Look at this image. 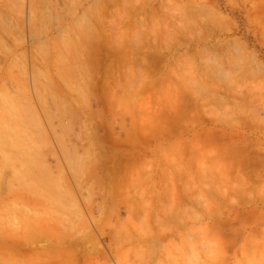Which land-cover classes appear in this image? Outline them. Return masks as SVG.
<instances>
[{
  "label": "rangeland",
  "instance_id": "obj_1",
  "mask_svg": "<svg viewBox=\"0 0 264 264\" xmlns=\"http://www.w3.org/2000/svg\"><path fill=\"white\" fill-rule=\"evenodd\" d=\"M117 1H120V3ZM117 1L8 0L6 3L3 0L0 1L2 2L0 3V12L3 10L0 15V97L3 92H8L13 99L17 100V103L20 99L21 104L29 105L30 111H33L32 114L27 113L29 117L32 115V118H38L39 122L36 123L40 125L35 126L33 124V126L34 128L37 127V130L41 129V131L38 130L37 132L42 133V136L44 134L45 137L43 136L44 142L38 147L36 154L42 164L47 167L40 166L41 163L37 160L38 163L32 166L34 179L28 178L25 184V182L16 177V170L24 171L23 168H20L19 152L16 150L12 152L13 157L19 158L14 160L13 166L9 168L1 166L4 157L0 155V264H264V200L261 201L264 196L262 195L259 198L261 193L264 194V163L261 165L264 162V160L261 161L264 158L262 157L264 155V152H262L264 151V0H164L166 5L163 4L162 0H133L134 2L132 0H124L125 4L123 0ZM95 2H98V4L95 5ZM138 3L139 6L135 5ZM6 5L8 7H3ZM94 5L97 8L96 11ZM152 6L156 10L159 9L157 16L160 15L159 17L163 19L162 21H166L165 24H169V29L176 28L174 29V31L176 30L174 36L178 38L175 37L173 40L171 39L172 37H169L170 35H162L163 37H161V33H158V31L154 35H158V39L160 36L159 45L156 46L151 41L152 46L149 44L151 46L149 47L150 49L147 45L140 50H132L131 46V50L128 51L130 48L127 47V50L125 44L131 43L129 45H132V38L133 42L136 41L134 39H139V32L143 31V28L141 29L139 26L140 31H137L139 29L136 28V18L140 16L139 19L142 20L145 17H149L150 14L148 13L152 14L154 9ZM161 6L164 8V12L161 10ZM127 7L132 12L139 8L145 9L148 11V16L147 14L144 16L145 13H141L138 16L134 15V17L132 16L133 13L128 11L129 9H125ZM113 8L116 9L113 10ZM120 10L121 14L118 13V16H116V11L120 12ZM87 11L92 15L91 17H89ZM124 11L131 12L130 14L126 13L134 18L127 16L126 13L124 15ZM92 13L94 14L93 21ZM103 13L105 14L103 15ZM156 13L153 14L156 15ZM160 13L164 14V17L167 16L169 21L167 22V17L164 19ZM2 14H6V16L8 14V16L4 15V17ZM85 16V21L89 20L86 24H84L85 21L82 18ZM113 16L116 18H113ZM150 16L155 18L153 15ZM175 16H177V19H175ZM159 17L156 20L157 24H159L158 21H161ZM95 18L99 20L96 21ZM130 18L132 21L129 20ZM81 19L84 21L83 25L79 24ZM178 20L181 21L180 24H184L182 27H185L184 30L182 27L179 28L183 30L182 32L178 29L179 35L177 31V27L180 25ZM96 22L99 24H96ZM140 22L138 23L141 24L140 27H147L146 24H148L151 29L154 27L152 23H156L152 22L150 24V21L146 20L147 23L144 25V21ZM113 23L114 25L117 23V27H114ZM161 23L165 29L164 23ZM172 24H175V26L173 25V27ZM81 25L83 27H80ZM101 25L102 27H100ZM200 25L201 28H199ZM93 26H99V31L103 35H101L102 33H99L100 35L97 34L98 29H94ZM103 26L106 28L103 29ZM160 26L159 24V27H157L162 30ZM92 28L93 31H91ZM101 28L103 31L109 29L104 33ZM112 28L118 31V35L116 33L118 43L112 36L115 33L111 30ZM158 28L157 30H159ZM166 28L168 29V27ZM62 30H65V35ZM127 30L131 31H128V33ZM185 30L189 32L186 34ZM68 31L69 34L67 33ZM88 31L90 33L96 32L94 35L97 34V36L102 38L92 36L90 37L91 40L94 39L98 43L94 40L88 42V39H90L88 38L89 34L87 36ZM123 31H125V34ZM133 32H136V34ZM141 33L144 35V32ZM82 34L84 37L85 35L87 36V43H91L94 46L93 50L87 44L88 55L87 50H82L85 49L83 48L85 46H81V44L84 43L86 45ZM79 35L82 37L77 38ZM187 35L191 38L189 37V39ZM191 35H193V38ZM99 38L100 40H98ZM197 38H199V42H197ZM202 38H204L203 42ZM121 39L126 42L123 40L125 43L122 41L120 43L119 40ZM140 39L142 41L143 36ZM161 39H164V42H160ZM167 39L173 41L168 40L167 42ZM176 39L179 42H175ZM62 40L66 41L64 44H68L64 46ZM145 41L144 39L142 42L146 43ZM137 42L135 43L138 45L140 42ZM235 42L238 45L234 44ZM69 43H71L70 47L72 45L71 49ZM103 44L111 46L109 55L104 48L100 49V47H104ZM114 44H118V46H114ZM119 44L125 47L123 48L121 45V49L126 50L122 49L120 53ZM66 46L68 50L65 49ZM158 46L165 50L159 49ZM145 47L146 50L144 49ZM95 49L97 50L96 52L90 53L95 51ZM213 49L216 53L214 51L211 52ZM59 50L62 51L61 55L59 54L60 52L58 53ZM65 50L67 53H65ZM79 50L80 52H77ZM81 50L86 53L88 59L84 57V53L82 57ZM100 50H102L103 54L106 53L105 57L102 56ZM111 50L114 53H119L117 55L113 54ZM225 50H227L228 54H226ZM234 50L237 51L234 53ZM205 51H210L211 57H209L210 54H205ZM217 51L220 52L218 53ZM96 53L101 55L97 54L96 56ZM56 54L59 55L57 56ZM67 54L72 55V57L70 56L69 58ZM161 55L162 58L160 59L159 56ZM182 55L184 58H181ZM202 55L203 57L207 55L209 59L204 60L207 57L200 58ZM64 56L65 58H63ZM185 56L186 59L189 56V61L192 60L193 62L194 60L195 66L193 63H191L192 66L189 64L191 61L189 63L187 62L188 60L184 61ZM212 56H218L219 63L216 61L217 57L214 60ZM177 57L181 58V64L187 63L188 67H186L187 64L180 66ZM227 57L231 58V61ZM58 58L62 59L58 61ZM84 58L85 60H83ZM103 58L106 59L107 63ZM110 58L114 60L110 62ZM155 58L159 59L156 60ZM236 58H238L237 61ZM145 59L146 62L149 61L147 64H144ZM140 61L144 62L138 63ZM213 62H217V65L213 64ZM68 63L70 65L73 64L71 68L74 69L69 68ZM153 63L156 65H153ZM65 64L68 65L66 66ZM158 64L159 66H157ZM172 64L174 67H172ZM90 65L91 67H89ZM148 65L150 66V71L148 70ZM208 65L210 66L209 68H207ZM75 66L79 67V69L83 67L82 69H86L84 71L89 70V73H86L80 69V74L82 72L83 75L86 73V81L88 77L90 78L87 82L85 79L83 80V76L79 74V69H76ZM94 66L96 67L93 68ZM20 67L23 69H20ZM57 67L59 69L63 68L62 72ZM211 67H213V71H211ZM233 67L235 69L232 70ZM46 68L49 73L44 71ZM64 68H66V71ZM126 68L129 72H127ZM172 68L174 72H172ZM198 68L199 71L197 72ZM70 69L75 74H71ZM95 69L96 72H94ZM168 69L170 70L168 71ZM176 69H181L182 71L178 72ZM22 70H24V74H21ZM42 70L43 73L40 74L39 72L38 74L41 77L44 74L45 78L49 76L47 80L54 83H49V86L51 87L52 85L53 88L49 89L48 86V92L46 90L47 87L45 88L46 85L43 87L45 88L42 90V92L44 91L43 95L45 94L44 97L37 90L39 86L35 75V73L37 74L38 71L42 72ZM67 71H69L70 75H68ZM216 71L224 73V76L220 73L216 74ZM77 72L78 75L76 74ZM192 72L195 73L192 74ZM45 73L48 75L46 74V76ZM64 73L67 75H63ZM212 73H214L215 79ZM90 74H94L92 77L97 78V82ZM72 75L74 77L70 78ZM106 75L109 76L107 77ZM123 75L126 79L122 77ZM140 75L146 76L142 78ZM226 75H231V78L227 79ZM172 76L182 78L178 81V78V80L176 77L173 79ZM225 76L226 78H224ZM21 78H23V82H21ZM45 78L43 77L44 80L40 81L42 78L39 76V82L46 83L44 82ZM67 78L72 79L70 81H74L73 84L70 81H68L69 84L64 81ZM149 78L151 79L150 81ZM139 79L141 80L139 81ZM164 79L166 80L164 81ZM167 79L169 80L167 81ZM56 80L60 82L58 83ZM209 80L212 83H209ZM78 81L83 84L76 88L75 83L76 85L81 84ZM222 81L224 83H221ZM36 82L38 87H36ZM117 82L122 87L118 86L120 91L117 88V84H114ZM180 82H185V87H183L184 83ZM216 82L217 84H215ZM218 83L219 86L221 85L222 88H227L230 91H227V89L224 91V88V90L219 88ZM71 85L76 89H71ZM107 85L112 90V93H110L111 90ZM122 85H129V89L127 88L128 86L124 89ZM145 85L149 86L146 87ZM172 85L176 87L174 88ZM195 85L197 87L193 88ZM62 86L68 87V90L71 91H66L67 88L65 87L66 89H64ZM83 86L84 89H82ZM138 86L145 87L140 88ZM216 86L218 90H216ZM91 87H94L96 91L94 88L92 90ZM173 89H175V93ZM180 89L184 91L181 92L182 90ZM127 90L131 91L126 92ZM196 90L200 92H195ZM59 91H62V93H58ZM37 92L42 97H39ZM88 92H91L90 95H96H91V99H89L90 95H88ZM169 92H171V95ZM230 92L233 94L231 95ZM21 93L24 97L27 96L25 99L27 98L29 103H26L25 99L21 97L26 104L22 102L21 98H19ZM196 94H200L199 96L202 98H199L201 100ZM193 96L198 101L203 102L205 98L206 101H204L205 103L197 102V99L195 100ZM115 97L120 100H115ZM191 99L194 101L192 103L197 105H195L196 108L194 105L192 106ZM221 99L226 100V103L224 102L225 104H223ZM60 101L66 105L67 112L58 110L56 103ZM111 102H115L113 103L114 105ZM116 103L117 105L115 106ZM182 103L184 106H182ZM198 103L203 105L200 107ZM42 105H46L48 111ZM61 113H64L65 116H61ZM61 117L63 118L61 119ZM72 117H74L75 121L72 120ZM174 117L175 119L177 118V122L173 119ZM64 126L68 128L66 133H62L61 128ZM139 131H143V133ZM156 131L157 133H155ZM143 134L147 135V138ZM213 134H215L214 138H210ZM152 135L155 137H152ZM212 139L219 140H214L216 144L223 143L220 146L217 145L219 148L216 147V149L214 147L216 144L214 145L215 142ZM133 140L135 143H133ZM145 140L150 142H145ZM123 143L124 146L118 147L121 146L120 144L123 145ZM135 144L137 145L134 146ZM199 145L204 146L200 147ZM236 149L239 150L238 153L236 152L238 155L234 152ZM256 150L258 151L257 155ZM231 152H234V154ZM228 153H231V155H225ZM250 153L251 155H249ZM236 155H241L242 158L248 156L246 158H250V160L253 158L254 162L251 161L253 162L251 163L248 160L251 164H247L245 158L244 160L249 165V168L244 170L245 162H242L241 168H238L242 158L239 156L238 160ZM254 155L255 157H253ZM256 156L262 158L258 160ZM77 157H79V160L74 159ZM235 157L237 160H235ZM73 159L77 162L79 161V163L75 164L77 162L74 163ZM255 159L261 162L258 163L257 161L256 163ZM234 160L235 164H232ZM72 161L75 165H73ZM254 163L259 165L253 167L252 165L255 166ZM234 165H237V167ZM41 168L43 170L46 168L48 173H46V170V172H43ZM242 168L246 173L241 174L243 172L241 171ZM254 171H261L262 173L257 172L254 175L256 173ZM43 174L45 177L48 175L47 179L43 180L45 178ZM124 174L128 176L126 180ZM242 175L247 177L243 178ZM40 177H43L42 181L37 182V178ZM3 180L4 182H2ZM245 180H249V183ZM30 182L31 184H29ZM1 183L5 184L1 185ZM247 183L248 186H246ZM242 184H246L245 187ZM237 185L240 186L236 188ZM240 188H243V193L247 188L245 190L247 193L245 192L244 196L246 195V199L249 201H245V197L241 196ZM236 189L237 193L235 192ZM236 194L239 195L237 196ZM241 197H244V199ZM240 202H242V205L238 204ZM14 206V211L18 210L16 207L19 208L18 213L13 211ZM67 209H70L71 212L67 211ZM251 215L254 217L258 216L260 220H258V217L254 219ZM16 218L18 219L16 220ZM6 219H11L13 222L17 221V223L20 222L21 227L18 229L19 224L14 223L17 225H14L15 228H17L16 231L15 229L12 230L11 228L14 227L9 226ZM241 220L243 221L242 223ZM25 226L28 230H25ZM144 227L146 228L144 229ZM2 228L4 230H1ZM137 229L140 232L143 230V233L141 232L142 235L137 232ZM18 232L21 235L15 234ZM149 232L153 234L150 235ZM145 233L146 237L147 233L149 237L144 238ZM217 234L218 237L216 236ZM36 235H39L40 238L37 237L36 239ZM250 236H252L251 240ZM16 237H21V240L19 238L16 240ZM25 237L26 239H24ZM29 241L33 243L31 244ZM26 243H30L28 245H31L32 248L25 245ZM18 252L19 254H17ZM147 253L148 256L146 255Z\"/></svg>",
  "mask_w": 264,
  "mask_h": 264
},
{
  "label": "bare ground",
  "instance_id": "obj_2",
  "mask_svg": "<svg viewBox=\"0 0 264 264\" xmlns=\"http://www.w3.org/2000/svg\"><path fill=\"white\" fill-rule=\"evenodd\" d=\"M0 1H2V0H0ZM6 1H8V0H6ZM6 1L3 0V2H5V3H6ZM115 1H117V0H115ZM126 1H128V0H126ZM129 1H131V0H129ZM132 1H133V0H132ZM138 1H139V0H138ZM162 1H163V4H165V3H164V0H162ZM166 1H168V0H166ZM166 1H165V2H166ZM112 2H113V1H112ZM117 2L120 3V1H117ZM121 2H122V1H121ZM123 2H124V4L126 3L124 0H123ZM133 2H134V1H133ZM133 2H131V3H133ZM158 2H159V1H158ZM160 2H161V1H160ZM0 3H2V2H0ZM5 3H4V5H5ZM95 3H96V2H95ZM95 3H94V4H95ZM109 3H110V2H109ZM131 3H127V4H131ZM97 4H98V2H97L95 5H97ZM110 4H111V3H110ZM114 4H116V3H114ZM163 4L161 3L162 6H163ZM95 5H94V8H95V11H96L97 8L95 7ZM116 5H117V4H116ZM121 5H122V4H121ZM133 5H134V4H133ZM135 5H138V6H139V3H138V4H135ZM143 5H144V4H143ZM143 5H142V7L144 8ZM165 5H166V4H165ZM8 6H9V4H8ZM8 6L6 5V6H3V7H8ZM107 6H108V5H107ZM107 6H106V7H107ZM111 6H112V5H111ZM162 6H161V7H162ZM106 7H105V8H106ZM113 7H114V6H113ZM129 7H130V6H129ZM129 7L125 8V9H129ZM131 7H132V5H131ZM131 7H130V9H131ZM134 7H135V6H134ZM152 7H153V6H152ZM159 7H160V5H159ZM1 8H2V6H1ZM9 8H10V7H9ZM94 8H93V10H94ZM100 8H101V6H100ZM111 8H112V7H111ZM121 8H122V6H121ZM121 8H119V9H121ZM132 8H133V7H132ZM153 8H154V7H153ZM153 8H152V9H153ZM156 8H158V7H156ZM4 9H5V8H4ZM106 9H107V8H106ZM109 9H110V8H109ZM115 9H116V8H115ZM115 9L113 8V10H115ZM125 9H124V10H125ZM130 9H129L128 11H131ZM147 9H148V8H147ZM152 9H150V10L152 11ZM154 9H155V8H154ZM154 9H153V11H152V14H151L150 12L148 13L147 10L142 9V8L136 9L134 12L131 11V12L133 13L132 16H134V15H135V16H138V15L141 14V13H145L144 16H146L147 13L150 14V15H153V17H155V18H151L150 15H149V17H145V18H147V19H146L147 21H150V24H151L152 22H156V23H152V26L155 27V28L153 27L152 29L148 26V24H146L147 27H145V26H143V25H142L143 27H140L141 24H138L140 21H141V22L144 21V25H145V23H147V22H146L145 18L142 19L143 21L140 20V19H139L140 16H139L138 18H136V19H137V20H136V21H137V23H136V24H137L136 28H137V29H139V28L142 29V28H143V31H140V29L137 30V31H140V32H139V36H140V38H142V36H143L142 41H144V39H145V40H146V41H145L146 43L142 42L140 38H139V39H134V40H136V41L133 42V38H132V45H129V44H131V43H129V44H125L126 49H127V47L130 48L129 50L127 49L128 51L131 50V46H132V50H135V49H136V50H140V49H142V47L147 46V45H148V46H147L148 48L151 47L152 44H156V46L159 45L158 42H159L160 36H159V39H158V35H157V36L154 35V34H155L156 32H158V31H159L158 33H161V34H160L161 37H163L162 35H170L169 37H170V38L172 37L171 39H173V40L175 39V37H177V36H174V33H175V31H176V30L174 31V29H176V28L174 27L175 24H172V26L174 25V26H173L174 29L172 28V26H171L172 29H169V28H170L169 24H165L166 21H165V22L162 21L163 19H161V17H159L160 15L157 16V14L159 13V12H158L159 9H157V10L155 9V12H154ZM0 10H1V9H0ZM7 10H8V9H7ZM113 10H112V11H113ZM150 10H149V11H150ZM161 10L164 12V8H163V7H162ZM5 11H6V10H5ZM100 11H101V9H100ZM100 11H98V12H100ZM112 11H111V12H112ZM128 11H124V15H125L126 12H127L128 14L131 13V12H128ZM7 12H8V11H7ZM9 12H10V9H9ZM9 12H8V13H9ZM87 12H88V11H87ZM89 12H90V10H89ZM89 12H88V13H89ZM91 12H92V10H91ZM93 12H94V11H93ZM105 12H106V11H105ZM156 12H157V13H156ZM1 13H3V10H2V12H0V15H1ZM4 13H6V12H4ZM94 13H95V12H94ZM100 13H101V12H100ZM118 13L121 14V10H120V12H117V11H116V14H117L116 16H118ZM127 13H126V15H127ZM153 13H156V15L153 14ZM165 13H166V12H165ZM184 13H185V12H184ZM92 14H93V13H92ZM104 14H105V13H103V15H104ZM106 14H107V13H106ZM148 14H147V16H148ZM160 14H161V13H160ZM194 14H195V13H194ZM194 14H193V16H194ZM4 15L6 16V14H4ZM4 15L2 14V16H4ZM9 15H10V14H9ZM100 15H101V14H100ZM124 15H122V16H124ZM161 15H162V14H161ZM163 15H164V14H163ZM163 15H162V16H163ZM169 15H170V14H169ZM186 15H187V14H186ZM5 16H4V17H5ZM7 16H8V14H7ZM7 16H6V17H7ZM91 16H92V15L89 13V17H91ZM98 16H99V14H98ZM101 16H102V15H101ZM119 16H120V15H119ZM122 16H121V17H122ZM127 16H130V15H127ZM132 16H130V17H132ZM135 16H134V17H135ZM165 16H166V15H165ZM182 16H184V15L182 14ZM182 16H181V17H182ZM4 17H3V18H4ZM114 17H115V16H113V18H114ZM134 17H132V18H134ZM157 17H159V19L161 20V21H158V23L161 25L160 27H162V30H160L161 28H158V27H159V24H157V21H156V20H158ZM163 17H164V16H163ZM166 17H167V16H166ZM166 17H164V19H166ZM171 17H172V16H171ZM194 17H195V16H194ZM194 17H193V18H194ZM3 18H2V19H3ZM82 18H84L83 20L85 21L86 16H85V17H82ZM99 18H100V16H99ZM115 18H116V17H115ZM117 18H118V17H117ZM122 18H123V17H122ZM141 18H142V17H141ZM150 18H151V19H150ZM172 18H173V17H172ZM183 18H185V17H183ZM8 19H9V18H8ZM8 19H7V20H8ZM93 19H94V14H93L92 21H93ZM103 19H105V18H103ZM127 19H128V18H127ZM138 19H139V20H138ZM149 19H150V20H149ZM168 19H169V18L167 17V22L169 21ZM175 19H177V16H175ZM3 20H4V19H3ZM95 20H96V18H95ZM95 20H94V21H95ZM97 20H99V19H97ZM97 20H96V21H97ZM124 20H125V19H124ZM129 20L132 21L131 18H130ZM154 20H155V21H154ZM173 20H174V19H173ZM84 21H82V19H81V21L79 22V24L81 23V24L83 25ZM104 21H105V20H104ZM136 21H135V22H136ZM170 21H172V20H170ZM178 21H179V20H178ZM178 21H177V23H178ZM196 21H197V20H196ZM86 22H89V20H88V21H85L84 24H86ZM99 22H100V21H99ZM101 22H102V18H101ZM141 22H140V23H141ZM161 22L164 23V27H165V29L163 28V25H162ZM180 22H181V21H179V24H180ZM105 23H107V22H105ZM177 23H176V24H177ZM96 24H99V23L96 22ZM136 24H135V25H136ZM142 24H143V23H142ZM153 24H155V25H153ZM156 24H157L158 27L156 26ZM188 24H189V23H188ZM188 24H187V25H188ZM192 24H193V23H192ZM82 25H81L80 27H83ZM104 25L106 26V24H104ZM113 25H114V23H113ZM131 25H132V24H131ZM135 25L133 26L134 31H135ZM170 25H171V24H170ZM182 25L184 26V24L182 23V24L179 25V27H177L178 35H179V30H180L179 28L182 27ZM203 25H204V24H203ZM107 26H108V24H107ZM115 26L117 27V23L114 25V27H115ZM119 26H120V25H119ZM138 26H139V28H138ZM177 26H178V25H177ZM188 26H189V25H188ZM190 26H191V25H190ZM192 26H193V25H192ZM205 26H206V25H205ZM205 26H204V27H205ZM89 27H90V26H89ZM91 27H92V24H91ZM93 27H94V29H98V30H97V34L102 33V32L99 31V30H100V29L98 28L99 26H98V27H97V26H93ZM95 27H96V28H95ZM100 27H102V25H101ZM110 27H111V26H110ZM110 27H109V28H110ZM156 27H157L159 30H157ZM166 27H168V29H167ZM206 27H207V26H206ZM206 27H205V28H206ZM71 28H72V27H71ZM105 28H106V27L103 26V29H105ZM109 28H108V29H109ZM123 28H124V27H123ZM131 28H132V26H131ZM149 28H150V29H149ZM184 28H185V27H182L183 30H184ZM186 28H187V27H186ZM190 28H191V27H190ZM190 28H188V29L190 30ZM199 28H201V25H200ZM57 29H58V28H57ZM108 29H107V30H108ZM121 29H122V28H121ZM155 29H156L157 31H156ZM178 29H179V30H178ZM192 29H193V27H192ZM196 29H197V28H196ZM70 30H71V29H70ZM101 30H102V28H101ZM107 30H105V31H107ZM111 30H113V28H112ZM111 30H109V31H111ZM118 30L120 31L119 28H118ZM132 30H133V29H132ZM154 30H155V31H154ZM183 30H180V32H182ZM207 30H209V29H207ZM62 31H63V30H62ZM91 31H93V28H92ZM95 31H96V30H95ZM98 31H99V32H98ZM102 31H103V30H102ZM105 31H103V32L105 33ZM113 31H114L115 33H114L112 36H114V40L117 41L116 33H117V35H118V31H117V29H116V30H113ZM128 31H129V30H127V32H128ZM130 31H131V30H130ZM130 31H129V32H130ZM197 31H198V29H197ZM212 31H213V30H212ZM57 32H58V31H57ZM63 32H64V35H65V33H66L65 30H64ZM88 32H89V31H88ZM88 32H87V36H88V34H89V37H88V38H90V37H92V36H93V37H101V36H97V34H95V35H96V36H95L94 33H96V32H93V33L91 32L93 35H92L90 32H89V33H88ZM111 32H112V31H111ZM124 32H125V31H123V33H124ZM129 32H128V33H129ZM141 32H144V35H145V36H144ZM185 32H186V34H187V32H189V31H188V30H187V31L185 30ZM185 32H184V34H185ZM67 33L69 34V31H68ZM133 33L136 34V32H133ZM158 33H157V34H158ZM208 33H209V31H208ZM58 34H59V33H58ZM61 34H62V33H61ZM85 34H86V33H85ZM90 34H91V35H90ZM106 34H107V33H106ZM124 34H125V33H124ZM124 34H123V35H124ZM140 34H142V35H140ZM180 34H181V33H180ZM184 34H183V36L186 35V34H185V35H184ZM11 35H12V34H11ZM62 35H63V34H62ZM70 35L72 36V34H70ZM70 35H68V36H70ZM99 35H100V34H99ZM101 35H103V33H102ZM104 35H105V34H104ZM175 35H176V34H175ZM181 35H182V34H181ZM206 35L208 36L207 31H206ZM66 36H67V35H66ZM82 36H83V38H85L84 42L86 41V42H85L86 45H85L84 43H82V44H84V45L81 44V46H85V47H83V48H85V49H82V47H81V49L85 51V50H87V48H86L87 44H89V43H87V41L89 40L88 42H90L91 38L88 39V40H86V37H87V36L85 35V37H84L83 34H82ZM82 36H81V37H82ZM112 36H111V37H112ZM115 36H116V37H115ZM134 36H136V35H134ZM191 36H192V38H193V35H191ZM201 36H202V34H201ZM203 36H204V35H203ZM64 37H65V36H64ZM64 37H63V39H64ZM78 37H80V35L77 36V38H78ZM81 37H80V38H81ZM106 37H107V36H106ZM121 37H122V36H121ZM121 37H120V38H121ZM169 37H168V38H169ZM185 37H186V36H185ZM187 37L189 38L190 36L187 35ZM199 37H200V35H199ZM205 37H206V36H205ZM205 37H204V38H205ZM101 38H102V37H101ZM109 38H110V37H109ZM109 38H108V40H109ZM126 38H127V37H126ZM126 38H125V40L128 41V40H127L128 38H127V39H126ZM136 38H137V37H136ZM177 38H178V37H177ZM180 38H183V37H180ZM188 38H187V39H188ZM190 38H191V37H190ZM190 38H189V39H190ZM194 38H196V36H194ZM204 38H202V39H203L202 42L204 41ZM95 39H96V38H95ZM106 39H107V38H106ZM157 39H158V40H157ZM171 39H167V42H168V40H171ZM198 39H199V38H197V42L200 41V40L198 41ZM65 40H66V38H65ZM67 40H68V38H67ZM80 40H81V39H80ZM92 40H94V39H92ZM92 40H91V41H92ZM98 40H100V38H99ZM114 40H112V41H114ZM123 40H124V39H123ZM123 40L121 39V40H119V42H120V43H121V41L124 42L125 40H124V41H123ZM129 40H130V39H129ZM138 40H139V41H138ZM173 40H171V41H173ZM182 40H183V39H182ZM185 40H186V39H185ZM191 40H192V39H191ZM62 41H63V45H64V46L68 44V43H67V44H64L66 41H64V40H62ZM94 41H95V40H94ZM109 41H110V40H109ZM126 41H125V42H126ZM137 41H138V42H137ZM151 41H153L152 44L150 43ZM162 41L164 42V39H161L160 42H162ZM176 41H178V40L176 39L175 42H176ZM189 41H190V40H189ZM189 41H188V43H189ZM192 41H193V40H192ZM67 42H69V41H67ZM82 42H83V41H82ZM95 42H97V41H95ZM125 42H124V43H125ZM135 42H137V43L140 42V43L137 45ZM178 42H179V41H178ZM194 42H195V41H194ZM92 43H93V42H92ZM97 43H98V42H97ZM97 43H96V44H97ZM103 43H104V42H103ZM106 43H107V42H106ZM109 43H110V42H109ZM112 43H113V42H112ZM115 43H116V42H115ZM117 43H118V41H117ZM127 43H128V42H127ZM169 43H170V42H169ZM169 43H168V45L171 44V43H170V44H169ZM183 43H184V41H183ZM188 43H187V44H188ZM190 43H193V42H190ZM70 44H71V43H69V47H70ZM135 44H136V45H135ZM149 44H150L151 46H150ZM160 44H162V43H160ZM164 44H165V43H164ZM173 44H175V43H173ZM180 44H181V43H180ZM184 44H185V43H184ZM227 44H228V43H227ZM234 44H236V42H235ZM234 44H233V45H234ZM90 45H91V46H90ZM100 45H102V44H100ZM103 45H104V47H100V49H103V48H104L106 52L108 51L107 54L110 53L109 51H110L111 46H110V45L108 46L107 44H103ZM105 45H106V46H105ZM115 45L118 46V44H114V46H115ZM119 45H120V46H119L120 48H118L117 46H116V47L119 49V52H120V51H121L123 48H125V47H124L122 44H119ZM121 45H122V47H123L122 49H121ZM126 45H128V46H126ZM162 45H163V44H162ZM162 45H161V46H162ZM178 45H179V44H178ZM220 45H221V44H220ZM236 45H238V44H236ZM236 45H235V47H236ZM74 46H75V45H74ZM88 46L91 47L90 49H93V50H94V46H93V44L90 43ZM88 46H87V47H88ZM97 46H99V45H97ZM107 46H108V47H107ZM161 46H160V47L158 46V48L160 49ZM172 46H174V45H172ZM184 46H185V45H184ZM184 46H183V47H184ZM228 46H229V45H228ZM228 46H227V47H228ZM231 46H232V45H231ZM40 47H41V46H40ZM71 47H72V45H71ZM71 47H70V49H71ZM95 47H96V46H95ZM106 47H107V48H106ZM179 47H181V46H179ZM98 48H99V47H98ZM98 48H97V49H98ZM113 48H114V47H113ZM217 48H218V46H217ZM222 48H223V47H222ZM231 48H233V47H231ZM65 49H67V46H66ZM90 49H89V51H90ZM106 49H107V50H106ZM108 49H109V50H108ZM114 49H116V48H114ZM118 49H117V50H118ZM126 49H123V50H126ZM144 49L146 50V47H145ZM149 49H150V48H149ZM149 49H148V50H149ZM161 49H163V48H161ZM166 49H167V48H166ZM214 49H215V48H214ZM214 49H213L211 52H213ZM224 49H226V48H224ZM228 49H229V48H228ZM236 49H237V47H236ZM67 50H68V49H67ZM72 50H74V49H72ZM75 50H76V49H75ZM82 50H81V52H82ZM112 50H113V49H112ZM112 50H111V52L114 51V50H113V51H112ZM151 50H152V49H151ZM163 50H165V49H163ZM215 50H216V49H215ZM222 50H223V49H222ZM229 50H230V49H229ZM237 50H238V49H237ZM237 50H234L233 52L235 53V51H237ZM65 51H66V50H65ZM84 51L81 53V54H82V57H83V55L85 54L84 57L87 58L86 53H84ZM96 51H97V50L95 49V51H91L90 53H92V52L94 53V52H96ZM101 51H102V50H100V52H101ZM103 51H104V50H103ZM149 51H150V50H149ZM152 51H153V50H152ZM161 51H162V50H161ZM187 51H188V50H187ZM225 51H226V54H228V53H227V50H225ZM230 51H231V50H230ZM59 52H60V53H59ZM77 52H80V50L77 51ZM86 52H87V55H88V53H89L88 50H87ZM100 52H99V53H100ZM114 52H115V51H114ZM114 52H113V54H116V55H117V53H119V52H117V53H114ZM123 52H124V51H123ZM208 52H209V53H208ZM208 52L205 51V54L209 55V54H210V51H208ZM214 52H215V51H214ZM217 52L219 53L220 51H217ZM228 52H229V51H228ZM239 52H240V51H239ZM58 53L61 55V54H62V51L59 50ZM65 53H67V51H66ZM83 53H84V54H83ZM99 53H96L95 55L97 56V54H98V55H101V54H102V56H104V55L106 54V53L103 54V52H101V54H99ZM120 53H121V52H120ZM202 53H203V52H202ZM215 53H216V52H215ZM59 54H58V55H59ZM77 54H78V53H77ZM122 54H123V53H122ZM189 54H190V53H189ZM205 54H204V55H205ZM56 55H57V54H56ZM58 55H57V56H58ZM68 55H69V54H67V56H68ZM89 55H90V54H89ZM108 55H109V54H108ZM118 55H119V54H118ZM128 55H129V54H128ZM199 55H200V54H199ZM207 55L204 56V57H207ZM213 55H214V54H213ZM217 55H219V54H217ZM67 56H66V58H67ZM70 56L72 57V55H69V58H70ZM73 56H74V55H73ZM91 56H92V55H91ZM114 56H115V55H114ZM143 56H144V55H143ZM186 56H187V55H186ZM186 56H185V59H183V60H184V61H185V60H186V61L188 60V61H187L188 63L191 61L189 64L193 63V65H194V63H195L194 60H193V62H192V60L189 61V59H190V58H188L189 56L187 57V59H186ZM74 57H75V56H74ZM100 57H101V56H100ZM104 57H105V56H104ZM108 57H109V56H108ZM139 57H141V56H139ZM159 57H160V59H161V58H162V55L159 56ZM178 57H179V56H178ZM178 57H177V60H179V65H180V66H181V65L185 66L187 63H186V64H181V63H180V61H182L181 58H184L183 55H182L181 58H178ZM190 57H191V56H190ZM201 57H203V55L200 56V58H201ZM204 57H203V58H204ZM209 57H211V54L209 55ZM209 57L204 58V60H205V59H206V60L209 59ZM212 57L214 58V60H215V58L217 57V58H216V61H218V63H219V60H218L219 57H218V56H216V57H215V56H212ZM221 57H222V56H221ZM234 57H235V56H234ZM56 58H57V57H56ZM63 58H65V56H64ZM69 58H68V59H69ZM75 58H76V57H75ZM75 58H74V59H75ZM111 58H112V57H111ZM111 58H110V59H111ZM164 58H165V56H164ZM213 58H212V59H213ZM59 59H60V58H58V61H59ZM61 59H62V58H61ZM61 59H60V60H61ZM72 59H73V58H72ZM87 59H88V58H87ZM89 59L91 60L90 57H89ZM98 59H99V58H98ZM103 59H104V58H103ZM110 59H109V60H110ZM125 59H126V58H125ZM133 59H134V57H133ZM135 59H136V58H135ZM137 59H138V57H137ZM141 59H142V58H141ZM149 59H150V58H149ZM155 59H156V58H155ZM155 59H154V60H155ZM157 59H159V58H157ZM157 59H156V60H157ZM165 59H166V58H165ZM194 59H195V58H194ZM227 59H230V61H231V58L227 57ZM232 59H233V58H232ZM237 59H238V58H236V61H237ZM65 60H66V59H65ZM83 60H85V58H84ZM83 60H82V61H83ZM90 60H88V61H90ZM92 60H93V59H92ZM96 60H97V59H96ZM104 60L106 61V59H104ZM113 60H114V59H113ZM113 60L111 59L110 62L113 61ZM123 60H124V59H123ZM129 60H131V59H129ZM143 60H144V59H143ZM147 60H148V59H147ZM152 60H153V59H152ZM152 60H151V61H152ZM156 60H155V61H156ZM204 60H203V61H204ZM220 60H221V59H220ZM234 60H235V58H234ZM18 61H19V60H18ZM126 61H127V60H126ZM134 61H135V60H134ZM158 61H159V60H158ZM174 61H175V60H174ZM195 61H196V59H195ZM203 61H202V62H203ZM225 61H226V59H225ZM228 61H229V60H228ZM232 61H233V60H232ZM56 62H57V59H56ZM94 62H95V61H94ZM96 62H97V61H96ZM98 62H99V61H98ZM110 62H109V63H110ZM115 62H116V61H115ZM132 62H133V61H132ZM143 62H144V61H143ZM143 62L140 61V62H138V63H143ZM145 62H146V59H145ZM145 62H144V64H147V62H149V61H147L146 63H145ZM165 62H166V61H165ZM205 62H206V61H205ZM209 62L211 63V61H209ZM233 62H235V61H233ZM60 63H61V62H60ZM92 63H93V62H92ZM106 63H107V61H106ZM136 63H137V62H136ZM138 63H137V64H138ZM150 63H152V62H150ZM155 63H156V62H155ZM155 63H153V65H154ZM158 63H159V62H158ZM161 63H162V60H161ZM174 63H175V62H174ZM176 63H177V61H176ZM176 63H175V64H176ZM182 63H183V62H182ZM206 63H207V62H206ZM206 63H205V64H206ZM210 63H209V64H210ZM214 63H215V62H213V64H214ZM216 63H217V62H216ZM216 63H215V65H217ZM221 63H222V62H221ZM221 63H220V64H221ZM236 63H237V62H236ZM55 64H56V63H55ZM68 64H69V63H68ZM68 64H67V65H68ZM84 64H86V63H84ZM90 64H91V63H90ZM110 64H111V63H110ZM163 64H164V63H163ZM203 64H204V63H203ZM207 64H208V63H207ZM207 64H206V66H207ZM225 64L227 65V63H225ZM225 64H224V66H225ZM65 65H66V64H65ZM67 65H66V66H67ZM71 65H73V64H71ZM71 65L69 64V68H71ZM93 65H94V64H93ZM93 65H92V66H93ZM134 65H135V63H134ZM155 65H156V64H155ZM211 65H212V64H211ZM215 65H214V66H215ZM236 65H237V64H236ZM62 66H63V64H62ZM83 66H84V65H83ZM86 66H88V65L86 64ZM86 66H85V67H86ZM106 66H108V65H106ZM111 66H112V64H111ZM126 66H127V65H126ZM126 66H125V67H126ZM141 66H142V64H141ZM148 66H149V65H148ZM150 66H151V64H150ZM150 66L148 67V70L150 69ZM157 66H159V64H158ZM157 66H156V67H157ZM160 66H161V65H160ZM168 66H169V64H168ZM176 66H177V64H176ZM191 66H192V64H191ZM191 66H189V67H191ZM194 66H195V65H194ZM221 66H222V65H221ZM224 66H222V67H224ZM227 66H228V65H227ZM75 67H76V66H75ZM89 67H91V65H90ZM95 67H96V66H94L93 68H95ZM139 67H140V66H139ZM143 67H144V65H143ZM143 67H142V68H143ZM153 67H154V66H153ZM161 67H162V66H161ZM163 67H164V66H163ZM172 67H174L173 64H172ZM186 67H188V64L186 65ZM196 67H198V66H196ZM209 67H210V66L208 65L207 68H209ZM225 67H226V66H225ZM235 67H236V66H235ZM235 67H233L232 70L235 69ZM57 68H58V67H57ZM82 68H83V67H82ZM82 68H80V69H82ZM86 68H88V67H86ZM112 68H113V66H112ZM128 68H129V67H128ZM142 68H141V70H142ZM167 68H168V67H167ZM179 68H180V67H179ZM194 68H195V67H194ZM199 68H200V66H199ZM199 68L197 69V72L199 71ZM212 68H213V67L210 68L211 71H213ZM218 68H219V67H218ZM218 68H217V69H218ZM20 69H23V68L20 67ZM58 69H59V68H58ZM58 69H57V71H58ZM62 69H63V68H60L59 71L62 72ZM65 69H66V68H64V70H65ZM67 69H68V68H67ZM71 69H74V68H71ZM71 69L69 70V71H71L70 73H71V74H75V73H73V70H71ZM76 69H79V67H76ZM76 69H75V71H76ZM80 69H79V74H80L81 71L86 70V69H82V70L80 71ZM89 69H90V68H89ZM96 69H97V68H96ZM96 69L94 70V72H96ZM132 69H133V68H132ZM144 69H145V67H144ZM157 69H158V68H157ZM159 69H160V68H159ZM163 69H164V68H163ZM163 69H162V70H163ZM170 69H171V68H170ZM170 69H168V71H169ZM172 69H173V68H172ZM203 69H205V68H203ZM210 69H209V70H210ZM222 69H223V68H222ZM225 69H226V68H225ZM228 69H229V68H228ZM18 70H19V68H18ZM51 70H52V68H51ZM87 70H88V69H87ZM114 70H115V69H113V71H114ZM126 70H128V69L126 68ZM155 70H156V68H155ZM160 70H161V69H160ZM176 70H177L178 72H179V71H182L181 69H180V70H179V69H176ZM183 70H185V69H183ZM205 70H206V69H205ZM19 71H20V70H19ZM23 71H24V70H22L21 74H24ZM44 71L47 72V68H46V70H44ZM65 71H66V70H65ZM65 71H63V72H65ZM69 71H67V73H69ZM88 71H89V70H88ZM88 71H84V72L87 73ZM90 71H91V70H90ZM110 71H111V70H110ZM113 71H112V73L115 72V71H114V72H113ZM145 71H146V70H145ZM149 71H150V70H149ZM156 71H158V70H156ZM177 71H176V74L178 73ZM217 71H218V70H217ZM217 71H216V74H217V73H220L222 76H224V75H223L224 73L222 74V72H217ZM219 71H220V69H219ZM226 71H227V70H226ZM226 71H225V72H226ZM36 72H37V71H36ZM39 72H40V74H42V73H43V70H42V72H41V71H38L37 74L35 73V75L37 76L36 78L38 79V81H37V82H38V86H39V89H40L41 91H40L39 89H37V90L40 92V94L42 93V95H43L44 91L42 92V90H44V89L47 87L46 90H47V92H48V90L51 89V87H52V85H51V87H50L49 85L52 84L53 82L51 83V82H49V81L47 80V79H48L47 77H49V76H47V75H48L47 73H49V72L45 73V75L47 74V75H46V76H47L46 78H45L44 74L42 75V76L45 78V81H44V82H46V83H41V82H39V80H40V79H39V76H40V78H42L40 81L44 80L43 77H41V75L38 74ZM127 72H129V70H128ZM146 72H147V71H146ZM159 72H160V71H159ZM159 72H158V73H159ZM172 72H174V69L172 70ZM195 72H196V69H195ZM195 72H192V74L195 73ZM228 72H229V70H228ZM228 72H227V73H228ZM230 72H231V71H230ZM233 72H234V71H233ZM70 73H69L68 75H70ZM82 73H83V72H82ZM82 73H81L80 75H82V76H83V80L85 79V81H86V77H85V76H87V75H85L86 73H84V75H83ZM88 73H89V72H88ZM91 73H92V72H91ZM97 73H98V72H97ZM115 73H117V72H115ZM140 73H141V72H140ZM143 73H144V72H143ZM147 73H148V72H147ZM147 73H145V74H147ZM162 73H163V72H162ZM214 73H215V72H214ZM214 73H212V75H213ZM65 74H66V73H64L63 75H65ZM76 74L78 75V72H77ZM101 74H102V73H101ZM105 74H106V73H105ZM176 74H175V75H176ZM220 74H219V75H220ZM233 74H234V73H233ZM17 75H18V74H17ZM66 75H67V74H66ZM77 75H75V76L78 77ZM90 75H91V77H92L94 74H90ZM96 75H97V74H96ZM111 75H112V74H111ZM124 75L126 76V74H124ZM124 75H123L122 77H124ZM150 75H152V74H150ZM156 75H157V73H156ZM170 75H171V74H170ZM177 75H178V74H177ZM181 75H183V73H181ZM194 75H195V74H194ZM207 75H208V74H207ZM221 75H220V76H221ZM59 76H61V75H59ZM106 76H107V75H106ZM108 76H109V75H108ZM108 76H107V77H108ZM113 76H114V74H113ZM113 76H110V77H113ZM119 76H120V75H119ZM127 76H128V75H127ZM140 76H141V75H140ZM143 76H144V75H143ZM143 76H141V77L143 78ZM145 76H146V75H145ZM145 76H144V77H145ZM152 76H154V75H152ZM179 76H180V74H179ZM214 76H215V75H213V78H214ZM222 76H221V78H222ZM226 76H227V75H226ZM226 76H225L224 78H226ZM230 76H231V75H230ZM230 76H227V77H228L227 79H230V78H231ZM19 77H21V76L19 75ZM72 77H74V76L72 75L70 78H72ZM102 77H103V76H102ZM104 77H105V76H104ZM107 77H106V78H107ZM114 77H115V76H114ZM138 77H139V76H138ZM138 77H137V78H138ZM149 77H150V76H149ZM174 77H176V76H174ZM174 77L172 76L173 79H175ZM208 77H209V76H208ZM23 78H24V77H23ZM23 78H21V82H23V81H22ZM57 78H58V77H57ZM57 78H56V79H57ZM63 78L66 79L65 77H63ZM70 78H67V80H64V81H66V82L68 83V81L72 80V79H70ZM92 78H93V77H92ZM139 78H140V77H139ZM150 78H151V77H150ZM150 78H149V81L151 80ZM172 78H171V79H172ZM177 78H178V77H176V79H177ZM180 78H182V77H180ZM180 78H178L179 80H178V79H177V80L180 81ZM216 78H217V76H216ZM77 79L79 80V77H78ZM77 79H75V80H77ZM88 79H90V78L88 77ZM88 79H87V81H88ZM93 79H95V78H93ZM98 79H99V78H98ZM119 79H120V78H119ZM124 79H126V78L124 77ZM214 79H215V78H214ZM46 80H47V81H46ZM60 80H61V79H60ZM95 80H96V82H97V78H96ZM101 80H103V79H101ZM108 80H109V78H108ZM117 80H118V79H117ZM140 80H141V79H139V81H140ZM165 80H166V79H164V81H165ZM168 80H169V79H167V81H168ZM204 80H206V79H204ZM207 80H208V78H207ZM207 80H206V81H207ZM211 80H212V79H211ZM220 80H221V79H220ZM220 80H219V82H220ZM222 80H223V79H222ZM54 81H55V80H54ZM56 81H57V80H56ZM79 81H81V80H79ZM79 81H78V83H81V82H82V81H81V82H79ZM87 81H86V82H87ZM104 81H105V80H104ZM104 81H103V82H104ZM115 81H116V79H115ZM115 81H114V82H115ZM152 81H153V80H152ZM167 81H166V82H167ZM170 81H171V80H170ZM178 81H177V82H178ZM183 81H184V80H183ZM216 81H218V80L216 79ZM224 81H226V80H224ZM230 81H231V80H230ZM37 82H36V87H38V86H37ZM47 82H48V83H47ZM57 82H58V81H57ZM59 82H60V81H59ZM59 82H58V83H59ZM70 82L73 84L74 81H73V82L70 81ZM76 82H77V81H76ZM83 82H84V81H83ZM91 82H93V81H91ZM142 82H143V81H142ZM172 82H173V81H172ZM172 82H171V83H172ZM175 82H176V81H175ZM207 82H208V81H207ZM210 82H211V81L209 80V83H210ZM214 82H215V81H214ZM39 83H41L43 86H42L41 84H39ZM49 83H50V84H49ZM71 83H70V84H71ZM78 83H77V84H78ZM106 83H107V82H106ZM129 83H130V82H129ZM129 83H127V84H129ZM144 83H145V82H144ZM144 83H143V84H144ZM149 83H150V82H149ZM149 83H146V84H149ZM178 83H179V82H178ZM178 83H177V84H178ZM180 83H184V84H183V87H185V82H180ZM211 83H212V82H211ZM221 83H224V82L222 81ZM47 84H48V85H47ZM53 84H54V83H53ZM68 84H69V83H68ZM82 84H83V83H81V84H79V85H76V83H75L74 85H75V87L77 88V87H80ZM84 84H86V83L84 82ZM88 84H89V82H88ZM97 84H98V83H97ZM114 84H117V88H119L118 86H120V88H122L121 85L118 84V82H117V83H114ZM120 84H122V82H120ZM123 84H124V83H123ZM162 84H163V83H162ZM164 84H165V83H164ZM173 84H175V83H173ZM177 84H176V85H177ZM215 84H217V82H216ZM40 85H41V86H40ZM45 85H46V86H45ZM95 85H96V84H95ZM99 85H100V80H99ZM110 85H111V84H110ZM137 85H138V84H137ZM165 85H166V84H165ZM199 85H200V84H199ZM203 85H204V83H203ZM206 85H208V84H206ZM44 86H45V88H43ZM48 86H49V89H48ZM68 86H69V85H68ZM71 86H72L71 89H72V88L76 89L73 85H71ZM93 86H94V85H93ZM96 86H97V85H96ZM107 86H108V85H107ZM112 86L114 87V85H112ZM122 86H123V85H122ZM127 86H128V87H127ZM131 86H132V83H131ZM140 86H141V85H140ZM140 86H138V87H140ZM145 86L148 87L149 85H148V86L145 85ZM145 86H143V87H145ZM172 86H173V85H172ZM179 86H180V85H179ZM179 86H178V87H179ZM197 86H198V84H197ZM197 86L195 85L193 88H195V87H197ZM218 86H219V83H218ZM222 86H223V85H222ZM40 87H42V88H40ZM59 87H60V86H59ZM62 87H63V86H62ZM65 87H66V86H65ZM65 87H63V88H64V89L67 88L66 91H69V92L71 91V90H68V87H66V88H65ZM100 87H101V86H100ZM104 87H105V89H107L106 86H104ZM123 87H124V89H126L125 87H127V88L129 89V85H126V86H123ZM134 87H135V86H134ZM143 87H140V88H143ZM151 87H152V86H151ZM173 87H174V86H173ZM175 87H176V86H175ZM175 87H174V88H175ZM201 87H202V86H201ZM206 87H207V86H206ZM52 88H53V87H52ZM69 88H70V87H69ZM91 88H92V87H91ZM93 88H94V87H93ZM93 88H92V90H93ZM97 88H98V87H97ZM108 88L110 89L109 86H108ZM114 88H115V87H114ZM117 88H116V89H117ZM120 88H119V91H120ZM204 88H205V87H204ZM216 88H217V86H216ZM219 88H222L221 85L219 86ZM223 88H224V87H223ZM223 88H222V89H223ZM82 89H84V86L82 87ZM102 89H103V86H102ZM105 89H104V90H105ZM109 89H108V91H109ZM124 89H122V90L125 91ZM183 89H184V88H183ZM199 89H200V88H199ZM222 89H221V90H222ZM224 89H225V88H224ZM224 89H223V90H224ZM226 89H227V88H226ZM226 89H225L224 91H226ZM46 90H45V92H46ZM94 90H95V88H94ZM104 90H103V91H104ZM110 90H111V89H110ZM122 90H121V91H122ZM131 90H132V88H131ZM131 90H127L126 92H130ZM174 90H175V89H173V91H174ZM180 90H182V89H180ZM184 90H185V89H184ZM184 90H182L181 92H183ZM187 90H188V89H187ZM189 90H190V89H189ZM216 90H218V88H217ZM228 90H229V89H227V91H228ZM95 91H96V90H95ZM103 91H102V93H103ZM119 91H117V92H119ZM173 91H172V92H173ZM202 91H203V89H202ZM208 91H209V90H208ZM211 91H212V90H211ZM224 91H223V92H224ZM229 91H230V90H229ZM21 92H22V91H21ZM39 92H37V93H38V94H37L38 96H39ZM55 92H56V91H55ZM91 92H92V91H91ZM91 92H90V93H91ZM100 92H101V91H100ZM117 92H116V93H117ZM195 92H198V93H199L200 91H197V90H196ZM203 92H204V91H203ZM232 92H233V91H232ZM58 93H62V91H61V92L59 91ZM90 93L88 92V95H90ZM95 93H96V92H95ZM102 93H101V94H102ZM107 93H109V92H107ZM110 93H112V90H111ZM119 93H120V92H119ZM169 93H170V95H171V92H169ZM174 93H175V91H174ZM178 93H179V95H181L180 92H178ZM189 93H190V91H189ZM189 93H188V95H189ZM205 93H206V91H205ZM224 93H225V92H224ZM224 93H223V94H224ZM226 93H227V92H226ZM226 93H225V94H226ZM230 93H231V92H230ZM50 94H52V93L50 92ZM98 94H99V93H98ZM144 94H145V93H144ZM193 94H195V93L193 92ZM193 94H192V95H193ZM227 94H228V93H227ZM232 94H233V93H231V95H232ZM235 94H237V93H235ZM44 95H45V94H44ZM44 95H43V97H44ZM53 95H54V92H53ZM53 95H52V96H53ZM91 95H96V94H91ZM91 95H90V98H89V99H91ZM108 95H109V94H108ZM176 95H177V93H176ZM179 95H178V96H179ZM183 95H184V94H183ZM196 95H198V94H196ZM199 95H200V94H199ZM199 95H198V98L201 97V96H199ZM228 95H229V94H228ZM231 95H230V96H231ZM50 96H51V95H50ZM52 96H51V97H52ZM116 96H117V95H116ZM203 96H204V95H203ZM206 96H209V95H206ZM225 96H226V95H225ZM237 96H238V95H237ZM21 97L25 99V97H27V96L24 97L23 94L21 93V96H20L19 98H21ZM39 97H42V96L40 95ZM53 97H55V96H53ZM88 97H89V96H88ZM93 97H94V96H93ZM96 97H97V96H96ZM111 97H112V94H111ZM174 97H175V95H174ZM179 97L181 98V96H179ZM179 97H178V98H179ZM187 97H188V96H187ZM194 97H195V96H193V98H194ZM244 97H245V96H244ZM22 98H21V100H22L23 103H25V102L27 103V102L29 101V100L26 98L27 100L25 99V100H24L25 102H24ZM169 98H171V97L169 96ZM193 98H192V99H193ZM201 98H202V97H201ZM219 98H221V96H219ZM39 99H40V98H39ZM54 99H55V98H54ZM87 99H88V98H87ZM104 99H105V98H104ZM172 99H173V98H172ZM192 99H191L190 102H191L192 106L194 105V107H195L196 104H193L194 101H193ZM196 99H197V98L195 97V100H196ZM203 99H204V98H203ZM205 99H206V98H205ZM205 99H204V101H206ZM207 99H208V98H207ZM229 99H230V98H229ZM236 99H238V98H236ZM236 99H235V100H236ZM19 100H20V99H19ZM19 100H18V103H17V100L13 99L12 96H11L8 92H3L2 95H1V97H0V155H1L2 157H4V158H3V164H2L1 166H2L3 168H9V167L13 166V162H14V160H16L17 158H19V157H13V156H12V152L15 151V150H16L17 152H19V155H20V159H19V161H20V163H21L20 168H23L24 171L21 172V171H17V170H16V177H17V179H19V180L25 182V184H26V180H27L28 178L31 177V178L34 179V177H33V175H34L33 172H34V171H33V168H32V166H33L34 164L38 163V161H39V162L41 163L40 166H42V167L45 166L44 164H42L41 160L39 159V157H38L37 154H36V150H37L38 147L44 142V138H43V136L45 137V135L43 134V136H42V133L40 134V133L37 132L39 129L37 130V129H36L37 127L34 128L33 124H35V126H37L39 123H36V122H39V120H37L38 118H37V119H36V118H32V115L29 117L28 114H30V113L32 114V113H33V111H30L31 109H29V105L27 106V104L25 103V104H26V106H25V105L21 104V102H20ZM41 100H42V99H41ZM115 100H120V99H117V98L115 97ZM174 100H175V99H174ZM188 100H189V98H188ZM199 100H201V99L199 98ZM221 100H223V104L226 103V100H225V101H224V99H221ZM221 100H220V101H221ZM233 100H234V99H233ZM102 101H103V98H102ZM104 101H105V100H104ZM109 101H110V100H109ZM111 101H112V98H111ZM192 101H193V103H192ZM196 101H197V102H202V101H198V99H197ZM204 101H203V102H204ZM207 101H208V100H207ZM41 102H42V101H41ZM87 102H88V101H87ZM87 102H86V103H87ZM188 102H189V101H188ZM203 102H202V103H203ZM224 102H225V103H224ZM28 103H29V102H28ZM44 103H45V102H44ZM62 103H63V102H62ZM62 103H61V101L58 102V103H56V106H57L58 110H60V111H62V112H67L66 105H65L64 103H63V104H64V105H63ZM108 103H109V102H108ZM111 103H112V102H111ZM111 103H110V104H111ZM113 103H115V102H113ZM113 103H112V104H113ZM195 103H196V102H195ZM204 103H205V102H204ZM59 104H60V107H59ZM184 104H185V103H184ZM206 104H207V102H206ZM221 104H222V103H221ZM87 105H88V104H87ZM113 105H114V104H113ZM116 105H117V103L115 104V106H116ZM199 105H200V104L198 103V106H199ZM201 105H203V104H201ZM201 105H200V107H201ZM42 106H43V108H46V105H42ZM44 106H45V107H44ZM182 106H184L183 103H182ZM196 106H197V105H196ZM27 107H28V108H27ZM107 107H108V106H107ZM109 107H110V106H109ZM185 107H187V106H185ZM194 107H193V109L196 108V107H195V108H194ZM200 107H199V108H200ZM203 107H204V106H203ZM187 108H188V107H187ZM187 108H186V110H187ZM46 109H47V111H48V107H47ZM197 109H198V108H197ZM204 109H205V108H204ZM186 110H185V111H186ZM200 110H202V109H200ZM200 110H199V111H200ZM60 111H59V112H60ZM195 111H196V109H195ZM188 112H189V110H188ZM200 112H201V111H200ZM27 113H28V114H27ZM186 113H187V112H186ZM201 113H202V112H201ZM63 114H64V113H61V116L64 117L65 114H64V115H63ZM34 115H35V114H34ZM168 115H169V113H168ZM170 115H171V114H170ZM202 115H203V114H202ZM202 115H201V117H202ZM27 116H28V118H27ZM173 116H174V115H173ZM203 116H204V115H203ZM34 117H36V116H34ZM52 117H53V116H52ZM63 117H61V119H62ZM201 117H200V118H201ZM29 118H30V119H29ZM72 118H73L72 120L75 121V120H74V117H72ZM173 119H175V117H174ZM176 119H177V118H176ZM176 119H175V122H177ZM33 120H34V121H33ZM36 120H37V121H36ZM52 120H53V119H52ZM49 121H50V119H49ZM173 122H174V121H173ZM135 124H136V123H135ZM39 125H40V124H39ZM62 125H63V124H62ZM171 125H172V124H171ZM174 125H175V124H174ZM136 127H137V125H136ZM177 127H178V126H177ZM38 128H40V127L38 126ZM167 128H170V127H167ZM61 129H62V133H66L68 128H67V126H64V127L61 128ZM132 129H133V128H132ZM135 129H136V128H135ZM141 129H142V128H141ZM141 129H140V130H141ZM179 129H180V128H179ZM42 130H43V129H42ZM138 130H139V128H138ZM142 130H144V129H142ZM162 130H163V129H162ZM165 130H166V128H165ZM169 130H170V129H169ZM39 131H41V129H40ZM157 131H159V130H157ZM157 131H156L155 133H157ZM167 131H168V130H167ZM139 132H140V131H139ZM141 132L143 133V131H141ZM141 132H140V133H141ZM144 132H145V130H144ZM171 132H172V130H171ZM44 133H45V132H44ZM135 133H136V132H135ZM158 133H159V132H158ZM34 134H36V135H34ZM129 134H130V133H129ZM137 134H138V133H137ZM144 134H145V133H144ZM144 134H143V135H144ZM146 134H147V133H146ZM163 134H164V133H163ZM167 134H168V132H167ZM171 134H172V133H171ZM132 135H133V134H132ZM132 135H131V137H132ZM143 135H142V136H143ZM150 135H151V133H150ZM157 135H158V134H157ZM157 135H156V136H157ZM214 135H215V134H213L212 137L210 136V138H214V137H213ZM140 136H141V135H140ZM144 136L146 137L147 135H144ZM148 136H149V135H148ZM208 136H209V135H208ZM218 136H219V135H218ZM218 136H217V137H218ZM60 137H61V136H60ZM131 137H130V138H131ZM136 137H137V136H136ZM136 137H135V138H136ZM152 137H155V136L152 135ZM152 137H151V138H152ZM206 137H207V136H206ZM225 137H226V136H225ZM225 137H224V138H225ZM130 138H129V140H130ZM133 138H134V137H133ZM133 138H132V139H133ZM146 138H147V137H146ZM210 138H208V139H210ZM227 138H228V137H227ZM227 138H226V139H227ZM132 139H131V140H132ZM144 139H145V138H144ZM148 139H149V138H148ZM129 140H128V141H129ZM140 140H141V139H140ZM142 140H143V139H142ZM149 140H150V139H149ZM149 140H145V142H146V141H149ZM212 140H213V139H212ZM214 140H216V139H214ZM214 140H213V141H214ZM133 141H134V140H133ZM150 141H151V140H150ZM150 141H149V142H150ZM196 141H197V140H196ZM206 141H208V140H206ZM209 141H210L211 143H213L211 140H209ZM216 141H219V140L217 139ZM221 141H223V140H221ZM224 141H226V140H224ZM130 142H131V141H130ZM138 142H139V141H138ZM142 142H144V141H142ZM202 142H203V140H202ZM210 142H209V143H210ZM214 142H215V141H214ZM116 143H117V142H116ZM133 143H135V141H134ZM133 143H130V144H133ZM206 143H207V142H206ZM211 143H210V145H211ZM219 143H220V142H219ZM222 143H223V142H222ZM222 143H221V144H222ZM226 143H227V142H226ZM226 143H225V144H226ZM127 144H128V143H127ZM138 144H139V143H138ZM195 144H196V143H195ZM215 144H216V142L214 143V145H215ZM221 144H218V143H217L216 146H214V147L216 148V147H218L217 145L220 146ZM225 144H224V145H225ZM120 145H121V146H118V147H122V146H124V143H123V145H122V144H120ZM136 145H137V144H135L134 146H136ZM210 145H209V146H210ZM226 145H227V144H226ZM226 145H225V147H226ZM199 146H200V145H199ZM201 146H204V145H201ZM201 146H200V147H201ZM211 146H212V145H211ZM227 146H228V145H227ZM116 147H117V146H116ZM132 147H133V145H132ZM140 147H141V146H140ZM222 147H223V145H222ZM230 147H231V146H230ZM91 148H92V147H91ZM218 148H219V147H218ZM89 149H90V148H89ZM200 149H201V148H200ZM202 149H203V147H202ZM205 149H206V148H205ZM216 149H217V148H216ZM221 149H224V148H221ZM227 149H228V148H227ZM232 149H233V148H232ZM219 150H220V149H219ZM222 151H223V150H222ZM228 151H229V150H228ZM240 151H241V150H240ZM234 152H235V154H237V153L239 152V150L236 149V151L234 150ZM234 152H231V153L234 154ZM236 152H237V153H236ZM257 152H258V151L256 150V155H257ZM262 152H264V151H262ZM231 153H230V154L228 153V154H225V155H228V156H229V155H231ZM254 153H255V152H254ZM259 153H260V151H259ZM252 154H253V153H252ZM260 154L263 155V153H260ZM260 154H259V155H260ZM237 155H238V154H237ZM237 155H236V157L238 158V160H239V156L242 158L241 155H239V156H237ZM249 155H251V153H250ZM71 156H72V154H71ZM234 156H235V155H234ZM234 156H233V157H234ZM236 157H235V160H237ZM246 157L248 158V156H245V157H243V158L241 159V160H242L241 163H240V161H239V163H240V167H238V168H241V164H242V162H245V160L247 161V164L254 160L253 158H251L252 160H250V158L247 159ZM251 157H252V156H251ZM253 157H255V155H254ZM260 157H261V156H260ZM262 157H264V155H263ZM262 157H261V158H262ZM144 158H145V157H144ZM222 158H223V157H222ZM245 158H246V159H245ZM256 158H258V157L256 156ZM261 158H258V160H260ZM74 159H75V160H79V157L74 158ZM74 159H73V160H74ZM80 159H81V158H80ZM244 159H245V160H244ZM0 160H1V159H0ZM37 160H38V161H37ZM75 160H74V163L77 162V161H75ZM223 160H224V159H223ZM235 160L233 161L232 164H235ZM243 160H244V161H243ZM248 160H250V162H249ZM258 160H257V161H258ZM263 160H264V158L261 159V161H263ZM226 161H227V160H226ZM229 161H231V160H229ZM257 161H256V159H255V162H256V163H257ZM261 161H258V163H260ZM236 162H237V161H236ZM253 162H254V161H253ZM253 162H251V163H253ZM0 163H1V162H0ZM72 163H73V161H72ZM74 163H73V165L78 164L79 161H78L77 163H75V164H74ZM227 163H228V161H227ZM251 163H250V164H251ZM263 163H264V162H262L261 165H262ZM229 164H230V162H229ZM232 164H231V165H232ZM247 164H246V162H245L244 167H243L244 170H246L245 168H249V165H247ZM254 164H255V163H254ZM237 165H238V164H237ZM237 165H234V166L237 167ZM256 165L258 166L259 164H255V166H254V165H252V166H253V167H256ZM76 166H77V165H76ZM114 166H115V165H114ZM232 166H233V165H232ZM246 166H248V167H246ZM250 166H251V165H250ZM252 166H251V167H252ZM45 167H46V166H45ZM127 167H128V166H127ZM262 167H263V166H262ZM46 168H47V167H46ZM46 168H45L44 170H43V168H41V170H43V172H46V171H47ZM243 168H242V170H241V169H240V170L243 171ZM23 169H22V170H23ZM255 169H257V168H255ZM0 170H1V169H0ZM45 170H46V171H45ZM235 171H237V170L235 169ZM263 171H264V170H263ZM237 172H238V171H237ZM244 172H245V171L241 172V174L244 173ZM254 172H256L255 174L253 173L254 175H256L257 172H258V173H262L261 171H254ZM41 173H42V172H41ZM46 173H48V171H47ZM122 173H123V172H122ZM134 173H135V172H134ZM245 173H246V172H245ZM239 174H240V172H239ZM124 175H125V180H126V177H128V176H126V174H124ZM259 175H261V174H259ZM259 175H257V176H259ZM43 176H44V174H43ZM47 176H48V175H46V177L44 176L45 178H44L43 180L47 179ZM121 176H122V175H121ZM129 176H130V175H129ZM242 177H243V175H242ZM245 177H247V176H245ZM245 177H243V178H245ZM248 177H249V176H248ZM31 178H30V179H31ZM42 178H43V177L37 178L36 181L38 182V181H40ZM120 178H121V177H120ZM3 179H4V178H3ZM30 179H29V180H30ZM123 179H124V176H123ZM128 179H129V178H128ZM248 179H250V178H248ZM125 180H124V181H125ZM250 180H251V179H250ZM0 181H1V179H0ZM33 181H34V180H33ZM41 181H42V180H41ZM245 181L248 182L249 180H245ZM2 182H4V180H3ZM5 182H6V181H5ZM23 182H22V183H23ZM31 182H32V180H31ZM31 182H30L29 184H31ZM242 183H243V182H242ZM248 183H249V182H248ZM248 183H247V185H246V184H242V185H244V187H245V185L248 186ZM2 184H5V183H1V185H2ZM23 184H24V183H23ZM252 184H253V183H252ZM239 186H240V185H239ZM239 186L237 185L236 188H238ZM251 186H252V185H251ZM253 186H254V185H253ZM242 187H243V186H242ZM247 188H248V187H247ZM247 188H246V189H247ZM242 189H243V188H240V190H241V192H242V194H241V193H240V194H241V196H244V193L246 192V191H245L246 189L244 190V193H243ZM240 190H239V191H240ZM234 191H235V190H234ZM235 192L237 193V189H236ZM155 193H156V192H155ZM246 193H247V192H246ZM234 195H235V193H234ZM236 195H237V194H236ZM238 195H239V194H238ZM238 195H237V196H238ZM262 195L264 196V194L261 193V195L259 196V198H260ZM231 197H232V196H231ZM244 197H245V201H249V200L246 199V195H245ZM244 197H241V198L244 199ZM247 197H248V196H247ZM257 197H258V196H257ZM229 198H230V196H229ZM229 198H228V199H229ZM234 198H235V197H234ZM262 198H263V199H261V201L264 200V197H262ZM230 199L233 200V198H230ZM239 199H240V198H239ZM239 199H238V200H239ZM248 199H249V197H248ZM251 199H253V198H251ZM251 199H250V200H251ZM245 201H244V202H245ZM255 201H256V200H255ZM259 201H260V200H259ZM237 202H238V201H237ZM235 203H236V201H235ZM249 203H251V202H249ZM261 203H262V202H261ZM236 204H237V203H236ZM238 204H241V205H242V202H240V203H238ZM18 205H19V204H18ZM60 205H61V204H60ZM239 206H240V205H239ZM60 207H61V206H60ZM262 207H263V206H262ZM14 208H15V206L13 207V211H14ZM16 209L19 210L18 207H16ZM21 209H22V208H21ZM18 210H15L16 213L19 212ZM15 211H14V212H15ZM17 211H18V212H17ZM67 211H70V209H67ZM70 212H71V211H70ZM5 213L8 214L7 212H5ZM23 216H24V215H23ZM251 216H253V215H251ZM238 217H239V216H238ZM253 217H254V216H253ZM255 217H258V216H255ZM255 217H254V219H255ZM258 218H259V217H258ZM261 218H262V217H261ZM17 219H18V218H16V220H17ZM19 219H20V218H19ZM237 219H239V218H237ZM241 219H242V218H241ZM256 219H257V218H256ZM25 220H26V219H25ZM242 220H243V219H242ZM242 220H241V223L243 222ZM258 220H260V218H259ZM6 222L8 223L9 226L14 227V228H11V227H10L12 230L15 229V231H16V228H17V227L15 228V226H14V225H16V224H19V225H18V229L21 227L19 221H18L19 223H17V221H14V222H13L11 219H6ZM26 222H27V221H26ZM246 222H247V221H246ZM14 223H16V224H14ZM239 223H240V222H239ZM22 224H23V223H22ZM245 224H246V223H245ZM245 224H244V225H245ZM28 225H29V224H28ZM132 225H133V224H132ZM132 225H131V226H132ZM16 226H17V225H16ZM23 226H24V225H23ZM29 226H30V225H29ZM242 226H243V224H242ZM25 227H26V226H25ZM36 227H37V226H36ZM8 228H9V227H8ZM28 228H29V227H28ZM33 228H34V227H33ZM145 228H146V227H144V229H145ZM217 228H218V227H217ZM217 228H216V229H217ZM235 228H236V227H235ZM235 228H234V229H235ZM11 229H10V230H11ZM38 229L40 230L39 226H38ZM218 229H219V228H218ZM1 230H4V229L2 228ZM25 230H28L27 227L25 228ZM138 230H139V229H137V232H140V230H139V231H138ZM147 230H148V229H147ZM18 231H19V230H18ZM23 231H24V230H23ZM142 231H143V230H142ZM142 231H141V232H142ZM144 231H145V230H144ZM216 231L218 232V230H216ZM221 231H222V230H221ZM221 231H220V232H221ZM19 232H20V231H19ZM19 232H18V233H15V234H19ZM34 232H35V231H34ZM141 232H140V233H141ZM214 232H215V231H214ZM142 233H143V232H142ZM142 233H141V235H142ZM221 233H222V232H221ZM13 234H14V233H13ZM30 234H31V232H30ZM126 234H127V232H126ZM138 234H139V233H138ZM149 234H150V232H149ZM149 234L147 233V237H149ZM151 234H153V233L151 232ZM151 234H150V235H151ZM214 234H216V233H214ZM223 234H224V233H223ZM19 235H21V234H19ZM224 235H225V234H224ZM2 236H3V235H2ZM16 236H18V235H16ZM26 236H27V234H26ZM125 236H126V235H125ZM144 236H145L144 238H147V237H146V233L144 234ZM216 236L218 237V234H217ZM222 236H223V235H222ZM222 236H221V237H222ZM31 237L33 238L32 235H31ZM37 237H39V235H38V236L36 235V239H37ZM142 237H143V236H142ZM223 237H224V236H223ZM225 237H226V236H225ZM251 237H252V236L249 237L250 240H251ZM10 238H11V237H10ZM18 238H19V237H18ZM18 238L16 237V240H17ZM27 238H28V237H27ZM29 238H30V237H29ZM32 238H31V239H32ZM34 238H35V237H34ZM39 238H40V237H39ZM39 238H38V239H39ZM11 239H12V238H11ZM19 239L21 240V237H20ZM24 239H26V237H25ZM31 239H29V240H31ZM27 240H28V239H27ZM34 240H35V239H34ZM2 241H3V240H2ZM9 241H10V240H9ZM9 241H8V242H9ZM24 241H25V240H24ZM31 241H33V240H31ZM36 241H37V240H36ZM5 242H6V241H5ZM8 242H7V244H8ZM27 242H28V241H27ZM29 242H30V241H29ZM30 243L32 244L33 242H30ZM30 243H28V244H30ZM5 244H6V243H5ZM16 244H17V243H16ZM20 244H21V243H20ZM28 244L26 243L25 245H28ZM0 245H1V243H0ZM8 245H10V244H8ZM11 245H12V244H11ZM3 246H4V245H3ZM29 246H30V248H32L31 245H28V247H29ZM34 246H35V245H34ZM12 247H13V246H12ZM17 247H18V246H17ZM17 247H16V248H17ZM26 247H27V246H26ZM14 248H15V247H14ZM22 249H23V248H22ZM24 249H25V248H24ZM26 249H27V248H26ZM37 249H38V248H37ZM31 250H32V249H31ZM22 251H23V250H22ZM42 252H43V251H42ZM46 252H47V251H46ZM21 253H22V252H21ZM24 253H25V252H24ZM24 253H23V254H24ZM26 253H27V251H26ZM29 253H30V252H29ZM2 254H3V253H2ZM9 254H10V252H9ZM14 254H15V253H14ZM17 254H19V252H18ZM50 254H51V253H50ZM5 255H6V254H5ZM5 255H2V256H5ZM24 255H25V254H24ZM146 255L148 256V253H147ZM6 256H8V255H6ZM19 256H20V255H19ZM21 256H22V255H21ZM48 256H49V255H48ZM0 257H1V256H0ZM8 258H9V256H8ZM27 259H29V258H27ZM21 261H22V260H21ZM46 261H47V259H46ZM7 262H8V261H7ZM142 262H144V261H142ZM34 263H35V262H34ZM22 264H23V263H22ZM35 264H36V263H35Z\"/></svg>",
  "mask_w": 264,
  "mask_h": 264
}]
</instances>
